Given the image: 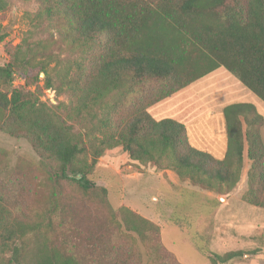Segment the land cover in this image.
<instances>
[{
  "label": "trees",
  "instance_id": "obj_1",
  "mask_svg": "<svg viewBox=\"0 0 264 264\" xmlns=\"http://www.w3.org/2000/svg\"><path fill=\"white\" fill-rule=\"evenodd\" d=\"M36 3L0 65V129L40 157L20 158L2 176L0 148V264H140L137 242L152 264H180L160 244L158 225L128 208L113 210L106 188L90 184L98 158L114 148L215 195L235 188L245 150L242 200L264 209V118L255 106L223 107L222 159L193 147L184 124L147 111L219 67L264 103V0ZM17 73L28 85L43 73V88L55 84L67 102L49 105L11 89ZM241 255L210 258L227 264Z\"/></svg>",
  "mask_w": 264,
  "mask_h": 264
},
{
  "label": "rangeland",
  "instance_id": "obj_2",
  "mask_svg": "<svg viewBox=\"0 0 264 264\" xmlns=\"http://www.w3.org/2000/svg\"><path fill=\"white\" fill-rule=\"evenodd\" d=\"M37 8L36 0H0V65L8 61L7 48L20 42L27 28L25 16L36 13ZM222 75L226 78H220ZM50 77H54L53 73ZM44 79L45 75L40 73L37 83L28 85L17 73L11 89L35 92L49 105L67 102L65 95H57L55 84L52 88H43ZM228 79L237 80L221 69L194 81L147 111L155 120L170 117L189 125V143L222 159L224 150L221 148L226 145V137L221 110L225 105L249 103L264 118V103L246 88L247 96L237 97V90ZM54 82L57 84L55 78ZM74 127L80 129L78 125ZM198 129L199 133L195 131ZM261 130L264 134V125ZM0 148L7 154L2 176L9 173L20 158L33 163L40 159L26 140L9 136L1 129ZM249 164L244 150L240 179L226 195L195 191L181 181L178 185L171 171L158 172L151 165L132 162L121 148L105 151L87 178L90 184L106 188L107 201L113 210L125 207L149 215L159 226L160 244L172 252L180 264H212L210 255L223 256L238 251L242 255L227 264H264V209L242 200L247 189ZM211 196L217 197V201ZM135 244L140 264H152L154 257L148 248L139 242Z\"/></svg>",
  "mask_w": 264,
  "mask_h": 264
},
{
  "label": "crops",
  "instance_id": "obj_3",
  "mask_svg": "<svg viewBox=\"0 0 264 264\" xmlns=\"http://www.w3.org/2000/svg\"><path fill=\"white\" fill-rule=\"evenodd\" d=\"M221 69H224L223 67H219V68H217L216 70H214V71H212L211 73H209L208 75H206V76H204V77H202V78H205V77H208V76H210V75H212L213 73H216V72H218V71H220ZM225 70V69H224ZM230 74V73H229ZM231 75V74H230ZM217 77H219V76H217ZM231 77V76H230ZM201 78V79H202ZM220 78H226V75H222ZM233 79V78H232ZM228 80H231V79H228ZM231 84H233V86H234V89L236 88V90H237V93L235 94V95H237V97H238V95H243L242 97H244L245 95L247 96V90L245 89V87H242L241 86V83L238 81L237 82V80H231ZM207 85H208V83H207ZM228 98H231V97H228ZM243 99V98H242ZM238 101H240V99L238 100ZM237 101V102H238ZM239 103V102H238ZM241 103V102H240ZM226 106V105H225ZM223 109V108H222ZM221 112H222V110H221ZM164 118H170V117H164ZM161 119H163V117H161ZM172 119V118H171ZM158 120H160V119H158ZM175 121H177V122H179V123H182V124H184L185 125V127L187 128L189 125H187V124H185L184 122H181L180 120H178V119H176ZM222 121V120H221ZM212 122V121H211ZM210 122V123H211ZM213 123V122H212ZM264 125V124H263ZM196 132H200V130L198 129V130H195ZM202 132V131H201ZM196 134V136H197V133H195ZM261 135H262V139H263V142H264V134L262 133V130H261ZM199 137H200V134L198 135ZM201 137H203V136H201ZM226 137V136H225ZM225 142H226V139H225ZM207 147V146H206ZM206 147H204L205 149H206ZM222 150H224V154H225V151H226V145L224 146V144H223V146H222V148H221ZM220 149V150H221ZM207 151V150H206ZM176 181H177V183H179L178 185H180V181L176 178L175 179ZM185 184L184 185H186L187 184V182H184ZM187 187V186H186ZM190 187V189H193V190H195V191H197V189L196 188H193V187H191V186H189ZM205 195H207V194H205ZM213 201H217L216 199H218L217 197H210ZM146 213L145 214H147L148 212V210L147 209H143ZM139 215H141L143 218H146V219H148V220H150V221H152L153 223H155V221H153L152 219H150L149 218V215H142L139 211L137 212ZM149 214V213H148ZM156 225H157V223H155Z\"/></svg>",
  "mask_w": 264,
  "mask_h": 264
},
{
  "label": "water",
  "instance_id": "obj_4",
  "mask_svg": "<svg viewBox=\"0 0 264 264\" xmlns=\"http://www.w3.org/2000/svg\"><path fill=\"white\" fill-rule=\"evenodd\" d=\"M41 76H43V74L41 73Z\"/></svg>",
  "mask_w": 264,
  "mask_h": 264
}]
</instances>
